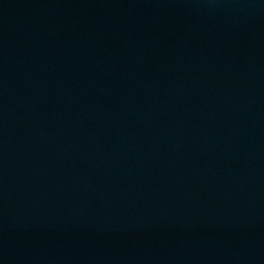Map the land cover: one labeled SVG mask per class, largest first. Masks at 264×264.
<instances>
[{
  "label": "water",
  "instance_id": "95a60500",
  "mask_svg": "<svg viewBox=\"0 0 264 264\" xmlns=\"http://www.w3.org/2000/svg\"><path fill=\"white\" fill-rule=\"evenodd\" d=\"M0 264H264V0H0Z\"/></svg>",
  "mask_w": 264,
  "mask_h": 264
}]
</instances>
